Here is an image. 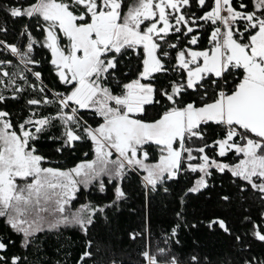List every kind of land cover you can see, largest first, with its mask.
I'll use <instances>...</instances> for the list:
<instances>
[{"label":"snow or ice","instance_id":"1","mask_svg":"<svg viewBox=\"0 0 264 264\" xmlns=\"http://www.w3.org/2000/svg\"><path fill=\"white\" fill-rule=\"evenodd\" d=\"M217 181L239 227L186 218ZM0 264H264V0H0Z\"/></svg>","mask_w":264,"mask_h":264},{"label":"trees","instance_id":"2","mask_svg":"<svg viewBox=\"0 0 264 264\" xmlns=\"http://www.w3.org/2000/svg\"><path fill=\"white\" fill-rule=\"evenodd\" d=\"M187 181L186 178L181 177L180 181L173 183L171 191L169 193H163L162 191H157L150 195L151 202V212L153 219V226L156 232H159L161 227H166L169 220H174L173 213L180 210L179 198L182 192L186 189ZM227 192L233 197L230 204L222 203L218 198V194ZM211 195V198L207 197ZM252 205L251 200L241 202L240 198L237 196L234 189L229 190L228 184H225L223 188L220 187L219 181L216 182V187L205 192L203 195H189L187 197L186 203L184 205V212L186 218L189 222L192 221H206L214 216H219L224 218L229 227H239L242 213L246 208ZM78 206V205H77ZM139 207V204L137 205ZM121 230L127 229L130 225L136 226L140 223L139 216L128 217L124 216L120 221L117 222ZM112 227L115 229L116 224ZM106 229L101 227L98 229L100 235L106 238ZM117 236L120 232L117 231ZM64 239L71 242L70 250L78 251L79 238L77 236L71 235L69 232L64 233ZM181 239L185 246V251H188L192 245L193 240H198L202 246L203 251L216 252L217 254L223 250L225 246V237L219 233L209 232L204 224L195 230H183L181 231ZM55 237L52 238L48 243L52 244ZM55 251V249H52Z\"/></svg>","mask_w":264,"mask_h":264},{"label":"rangeland","instance_id":"3","mask_svg":"<svg viewBox=\"0 0 264 264\" xmlns=\"http://www.w3.org/2000/svg\"><path fill=\"white\" fill-rule=\"evenodd\" d=\"M217 115H219V113L217 112ZM131 124H135V122H130ZM126 131H128L129 133H139V134H146V129H145V133H144V126H134V127H128L126 129Z\"/></svg>","mask_w":264,"mask_h":264},{"label":"water","instance_id":"4","mask_svg":"<svg viewBox=\"0 0 264 264\" xmlns=\"http://www.w3.org/2000/svg\"><path fill=\"white\" fill-rule=\"evenodd\" d=\"M144 133H145V126H144Z\"/></svg>","mask_w":264,"mask_h":264}]
</instances>
